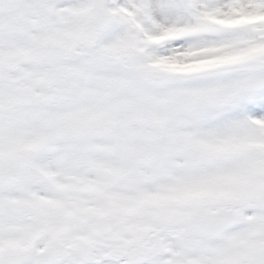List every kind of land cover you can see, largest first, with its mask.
<instances>
[{
	"label": "snow or ice",
	"instance_id": "1",
	"mask_svg": "<svg viewBox=\"0 0 264 264\" xmlns=\"http://www.w3.org/2000/svg\"><path fill=\"white\" fill-rule=\"evenodd\" d=\"M0 264H264V0H0Z\"/></svg>",
	"mask_w": 264,
	"mask_h": 264
}]
</instances>
